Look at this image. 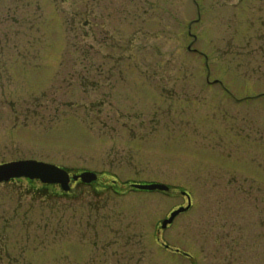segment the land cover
Instances as JSON below:
<instances>
[{"label":"rangeland","instance_id":"obj_1","mask_svg":"<svg viewBox=\"0 0 264 264\" xmlns=\"http://www.w3.org/2000/svg\"><path fill=\"white\" fill-rule=\"evenodd\" d=\"M17 160L99 179L0 184V264H264V0H0Z\"/></svg>","mask_w":264,"mask_h":264},{"label":"water","instance_id":"obj_2","mask_svg":"<svg viewBox=\"0 0 264 264\" xmlns=\"http://www.w3.org/2000/svg\"><path fill=\"white\" fill-rule=\"evenodd\" d=\"M18 178L38 180L46 185H58L61 191L68 192L70 190V181H80L83 184H90L96 181L97 175L91 171H83L70 177L68 172L60 167L35 160H19L0 164V183L9 182ZM130 187L135 191L158 193H166L169 191V186L157 183H132L130 184ZM180 194L186 197L187 205L180 206L171 211L169 216L160 222L161 230H164L167 226L171 225L179 214L185 213L189 210L191 206L189 195L183 191H181ZM164 248L167 249L168 246L165 245ZM182 254L183 256H187L185 253Z\"/></svg>","mask_w":264,"mask_h":264},{"label":"flooded vegetation","instance_id":"obj_3","mask_svg":"<svg viewBox=\"0 0 264 264\" xmlns=\"http://www.w3.org/2000/svg\"><path fill=\"white\" fill-rule=\"evenodd\" d=\"M20 182H21V181H20ZM15 183H17V182H15ZM29 184H30V183H29ZM34 184H36V183L34 182V183H31L30 185L32 186V185H34ZM30 185H29V186H30ZM46 188H51V187H45V186H44V190H45ZM53 188H55V187H53Z\"/></svg>","mask_w":264,"mask_h":264}]
</instances>
